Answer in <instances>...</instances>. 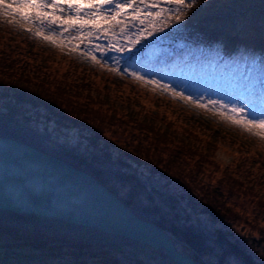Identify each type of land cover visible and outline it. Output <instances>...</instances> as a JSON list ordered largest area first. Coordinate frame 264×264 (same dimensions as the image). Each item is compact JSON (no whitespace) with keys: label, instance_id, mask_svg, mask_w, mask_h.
<instances>
[{"label":"trees","instance_id":"16d2710c","mask_svg":"<svg viewBox=\"0 0 264 264\" xmlns=\"http://www.w3.org/2000/svg\"><path fill=\"white\" fill-rule=\"evenodd\" d=\"M47 39L0 33V134L92 172L200 264H264V136L220 116V125L192 121L171 93L66 49L47 52ZM221 141L237 152L229 167L214 158ZM0 264L177 263L98 227L0 209Z\"/></svg>","mask_w":264,"mask_h":264},{"label":"rangeland","instance_id":"374dc122","mask_svg":"<svg viewBox=\"0 0 264 264\" xmlns=\"http://www.w3.org/2000/svg\"><path fill=\"white\" fill-rule=\"evenodd\" d=\"M74 1L76 4L80 1L92 3V0ZM252 1L257 2L258 5L252 7ZM32 2L39 4L41 1L32 0ZM43 2L48 7L37 8L32 7L31 4L19 6L13 3V0H3V3L15 9L16 12L37 18L22 20L20 16L11 13L0 15V33L14 31L16 33H32L38 38L46 37L50 43L45 48L47 52L66 49L71 54L81 56L83 62L87 63L89 67H99L100 64L109 65L115 69L118 77L124 78L125 76L134 82L136 78L129 73L137 72L145 77V84L141 87L149 89L154 86L169 95L172 94V91L165 89L164 84H170L177 92L183 91L185 95L204 96L205 99L221 100L227 104L235 103L241 107L247 105L248 101H240L239 93L248 91L251 83H255L260 89L259 80L261 76H264V0H196L195 6L188 10L179 22L170 16L171 22L164 25L162 31L159 30L161 24L157 23V30L150 36H144L140 43L131 49L133 57L122 67L120 65L117 67L112 57H116L121 62L122 57H126V54L122 55L123 53L108 49V45L101 41L103 36H107V39L111 40L113 32L87 35L90 29L113 26V21L110 18H104L106 15H110L109 10H102L95 14L92 8L87 7L78 19L76 15L73 16L72 13L66 11L64 3L60 4L54 0L56 5L63 6L60 8L52 6L53 0H43ZM160 3L165 6L169 4V0H160ZM152 11L157 10L152 9ZM88 12H91L96 18L90 19L84 15ZM132 13L133 9L131 8L127 12L129 19ZM140 15L147 16V9H142ZM52 18L57 21V24H49L48 21ZM41 21H43V26H41ZM194 21L197 23L194 24ZM60 22H63V27ZM133 23L135 27H133ZM133 23L128 24L129 35H134L141 28L147 26V21L144 25H141L139 21ZM77 27L83 29V34L76 30ZM175 31L179 32V36L175 35ZM114 32L118 34L119 29L114 28ZM116 39L119 41L118 46L127 44L123 35H117ZM97 46H99V51L96 52V58L93 59V54L89 49L97 48ZM128 52L126 51V53ZM125 68L128 69L127 72H125ZM153 80H159L161 84L148 82ZM218 90L219 92H217ZM172 96L181 102V104L178 103V106L184 107L185 104L188 109L190 108L194 112L192 121L198 119L214 121L220 116L215 111L197 107L179 96L173 94ZM263 98L264 95L261 100H255L257 109L264 107ZM187 107L185 108L187 109ZM177 109L186 113L184 108ZM220 117L222 123L238 126L229 119ZM211 123L220 125L216 121ZM237 130L239 131V129ZM254 130H256L255 133L264 136V132L259 129ZM240 133L243 135L242 132ZM229 143L230 141H221L214 153V158L224 167H229L237 154ZM258 149L259 145L253 140L252 156L254 155L253 151L256 152ZM233 200L239 207L244 205L243 209L250 215L262 216L252 202H247L245 205V200L236 196ZM256 254L264 256V247H260Z\"/></svg>","mask_w":264,"mask_h":264},{"label":"water","instance_id":"95a60500","mask_svg":"<svg viewBox=\"0 0 264 264\" xmlns=\"http://www.w3.org/2000/svg\"><path fill=\"white\" fill-rule=\"evenodd\" d=\"M0 209L56 217L164 249L177 264H200L159 223L138 215L92 172L0 134Z\"/></svg>","mask_w":264,"mask_h":264},{"label":"snow or ice","instance_id":"6c2138e0","mask_svg":"<svg viewBox=\"0 0 264 264\" xmlns=\"http://www.w3.org/2000/svg\"><path fill=\"white\" fill-rule=\"evenodd\" d=\"M13 3L19 6L31 4L32 7L37 8L48 7L43 0H41L39 4H32V0H13ZM195 3L196 0H169L168 5L162 6L160 0H122V2L121 0H105L104 4L94 5V8L99 11L105 8V4L111 5L110 15H106L104 18H110L113 21V26L109 28L97 27L90 29L87 35H95L101 32H113V37L109 42L108 48L118 53H123L125 51L130 52L135 45L140 43L144 36H150L157 30V23L161 24L159 30L162 31L163 26L171 22L169 19L170 16L172 19L179 22L183 19L186 12L195 6ZM52 6L63 8V6L56 5L54 0ZM67 7L70 14L74 11L78 19L81 17L82 9L78 5L69 4ZM125 7H131L133 9L130 19L129 14L124 12ZM142 9H147V16L142 17L140 15ZM152 9H156L157 11L153 12ZM9 13L20 16L22 20H34L37 18L36 16L29 17L24 13L16 12L15 9L10 8L9 5L3 3V0H0V15H6ZM84 15H87L90 19L96 18L91 12L84 13ZM134 21H139L141 25H144L145 21H147V26L141 28L134 35H129L127 31L128 24L133 23ZM48 22L49 24H57V21L54 18L50 19ZM60 24L61 27H63V22H60ZM41 26H43V21H41ZM133 27H135L134 23ZM114 28L119 29L118 34L114 32ZM76 30L83 34V29L81 27H77ZM117 35H123L127 40V44L118 46L119 41L116 39ZM105 38L107 39L108 37L106 36ZM89 51L92 52L93 59H95L96 52L99 51V46H97V48L89 49ZM131 58L132 57L130 56L129 59ZM112 59L115 61L117 67H119V59L116 57H112ZM127 71L128 69L125 68V72ZM129 74L138 80L145 79L144 76L134 71ZM148 82L161 84V81L159 80ZM163 87L165 89H171L174 96H179L187 102L195 104L197 107L215 111L220 116L229 119L232 123L238 126L244 127L249 132H252L254 129H259L261 132H264V107L259 109L255 108L253 105L250 107L249 105L238 107L235 103L227 104L221 100L205 99L204 96L193 97L192 95H185L183 91L177 92L170 84H164Z\"/></svg>","mask_w":264,"mask_h":264},{"label":"bare ground","instance_id":"6f19581e","mask_svg":"<svg viewBox=\"0 0 264 264\" xmlns=\"http://www.w3.org/2000/svg\"><path fill=\"white\" fill-rule=\"evenodd\" d=\"M229 54V53H228Z\"/></svg>","mask_w":264,"mask_h":264}]
</instances>
